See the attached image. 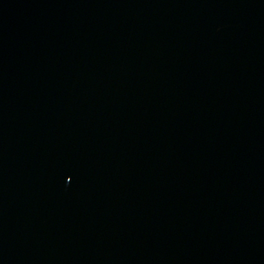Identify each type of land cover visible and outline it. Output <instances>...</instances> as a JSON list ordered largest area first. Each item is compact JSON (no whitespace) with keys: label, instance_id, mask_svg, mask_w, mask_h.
<instances>
[{"label":"water","instance_id":"water-1","mask_svg":"<svg viewBox=\"0 0 264 264\" xmlns=\"http://www.w3.org/2000/svg\"><path fill=\"white\" fill-rule=\"evenodd\" d=\"M0 264H264V0H0Z\"/></svg>","mask_w":264,"mask_h":264}]
</instances>
